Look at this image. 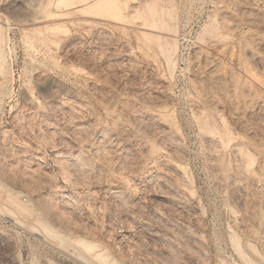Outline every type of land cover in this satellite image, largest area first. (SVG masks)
Wrapping results in <instances>:
<instances>
[{"label": "rangeland", "instance_id": "rangeland-1", "mask_svg": "<svg viewBox=\"0 0 264 264\" xmlns=\"http://www.w3.org/2000/svg\"><path fill=\"white\" fill-rule=\"evenodd\" d=\"M60 1L0 0V264H264V0Z\"/></svg>", "mask_w": 264, "mask_h": 264}, {"label": "bare ground", "instance_id": "bare-ground-1", "mask_svg": "<svg viewBox=\"0 0 264 264\" xmlns=\"http://www.w3.org/2000/svg\"><path fill=\"white\" fill-rule=\"evenodd\" d=\"M72 1H74V2L78 1V2H79V1H85V0H62V1H60V2H64V3H65V2H71V3H72ZM95 1H97V2H95V3H97V4L99 3V0H95ZM100 2H101V0H100ZM58 3H59V1H58ZM97 4H96V5H97ZM94 5H95V4H94ZM178 167H179V166H178ZM5 191H6V190H5ZM7 191H8V194H10V196H11L12 193H11L9 190H7ZM5 193H6V192H5ZM16 193H17V192H16ZM20 194H21V193H20ZM12 195H13V194H12ZM15 195H17V194H15ZM23 195H24V194H23ZM21 198H22V197H21ZM1 200H2V199H1ZM8 200H9V199H8ZM4 202H5V201H4ZM6 202H7V201H6ZM11 202H13V201H11ZM12 204H13V203H12ZM20 205H21V203H20ZM20 205H19V206H20ZM14 206H15V205H14ZM26 206H27V205H26ZM16 207H18V206H16ZM21 207H22V206H21ZM24 208L27 209L26 207H24ZM24 208H23V209H24ZM29 208L32 209L31 207H29ZM16 209H17V208H16ZM18 209H19V208H18ZM30 209H29V210H30ZM26 211H27V210H26ZM30 211H32V210H30ZM20 212H21V211H20ZM24 212H25V211H24ZM27 212H28V211H27ZM18 213H19V212H18ZM5 214H7V213H5ZM5 214H4V215H5ZM26 214H27V213H26ZM28 214H29V212H28ZM7 215H8V214H7ZM9 215H10V214H9ZM15 215H16V214H15ZM43 215H44V214H43ZM27 217H28V216H27ZM39 217H40V216H39ZM36 218H37V217H36ZM40 218H41L40 221H43V222H40V223H42V225H44V228L46 227V229L48 230V231H47V230H45V231H47L48 234H49V232H50V233H52V234H50V235L55 236V234L57 233V230H59V229H57L56 227L54 228L53 226H51V224L48 222V220L42 218V216H41ZM36 220L39 221L38 219H36ZM18 223H19V222H18ZM43 223H44V224H43ZM39 228H40V227H39ZM32 230H33V229H32ZM53 233H55V234H53ZM59 233H60V232H59ZM59 233H57V235H59ZM62 233H63V232H62ZM43 234H44V232H43ZM60 234H61V233H60ZM63 235H64V234H63ZM59 237H60V235H59ZM65 238H66V237H65ZM60 239H61V238H60ZM41 240H42V239H41ZM54 240H55V239H54ZM58 240H59V239H58ZM70 241H71V240H70ZM58 242H59V241H58ZM75 242H79L80 245H79V244H78V245H79L80 247H84V246H85L84 249L86 248V249H85V250H87L86 253H87L88 251H89V252H90V251H92V252L94 251V252H95V249H93V248H94L93 246H95V244L93 245V243L86 242V240H83V239H77V241H75ZM63 243H64V242H63ZM70 243H71V242H70ZM59 244H60V245L62 244L61 241H60ZM66 244H67V243H66ZM76 244H77V243H76ZM64 245H65V244H64ZM68 245H70V244H68ZM70 246H71V245H70ZM96 246H97V245H96ZM61 248H62V247H61ZM59 249H60V248H59ZM77 249H78V248H77ZM92 249H93V250H92ZM81 251H82V250H81ZM103 251H104V250H103ZM105 251H106V250H105ZM105 251L102 252V253H104V255H103L102 253L99 254V255H98L97 253H95L96 255H94V256H97L98 258H99V257H101V258L103 257V258H102L103 260H104L105 258L110 259V258H108V256H107V257L105 256ZM86 253H85V254H86ZM82 255H83V254H82ZM86 255H87V254H86ZM90 256H91V255H90ZM97 257H95V258H97ZM95 258H93L94 261H95V260H98V261L101 260V258H99V259H95ZM111 260H112V259H111ZM104 261H105L106 264H109V262H108L106 259H105ZM100 262H101V261H100ZM102 262H103V261H102ZM107 262H108V263H107ZM111 262H112V261H111ZM111 262H110V263H111ZM84 263H85V262H84ZM97 263H99V262H97ZM105 263H103V264H105ZM111 264H113V262H112Z\"/></svg>", "mask_w": 264, "mask_h": 264}]
</instances>
